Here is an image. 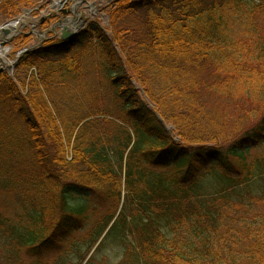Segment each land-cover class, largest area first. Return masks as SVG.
<instances>
[{"label":"trees","instance_id":"trees-1","mask_svg":"<svg viewBox=\"0 0 264 264\" xmlns=\"http://www.w3.org/2000/svg\"><path fill=\"white\" fill-rule=\"evenodd\" d=\"M113 1L0 74V264H264V0Z\"/></svg>","mask_w":264,"mask_h":264},{"label":"rangeland","instance_id":"rangeland-1","mask_svg":"<svg viewBox=\"0 0 264 264\" xmlns=\"http://www.w3.org/2000/svg\"><path fill=\"white\" fill-rule=\"evenodd\" d=\"M72 0H33V5L26 7L25 9L22 10L20 14H18L15 18H7L4 17L0 13V29L2 28L3 25H5L8 22H14L16 19H21V23L16 25V29L18 33H16L15 36H13L11 39H7L5 35L0 33V51H6L5 57H3L5 63L7 64L4 67V70H6V74L12 75L11 77H15V73L11 74L12 69H10V62L17 61L18 54L21 52L25 51L28 48H31L30 46L36 45L40 40L35 36V32L37 33H45L46 32V27H42V21L48 20L49 16L51 15H57L60 14L64 18H67L64 14L63 11H68L71 4H74L71 2ZM105 1H112V0H105ZM56 2L57 4H55ZM79 5L77 6L78 12L81 11L82 9H85V7L89 8L90 6H95V14L90 15V21H95L100 24L101 27H103L106 31H110V22H109V13H108V7L104 8L103 6L101 9V0H79ZM55 4V10L54 13H50L49 8L50 5ZM26 11H29L30 14H27ZM52 12V11H51ZM69 18V14H68ZM52 20V19H51ZM31 21V22H30ZM32 23V24H31ZM23 25V26H22ZM34 26H37L35 29L33 28ZM71 30L72 29V26ZM70 29V28H69ZM12 32V30H11ZM68 33L67 29H64L61 25V27L56 29V35H53L51 33L47 34L46 37L44 38L45 40H48L49 38H60V36H66ZM28 37V38H27ZM6 38V39H4ZM27 38V39H26ZM43 42V44H44ZM8 49V50H7ZM5 53V52H2ZM25 55H23L21 58H23ZM21 58H18L19 62ZM17 67V66H16ZM15 67V68H16ZM111 116H116V114L111 113ZM96 120H98L99 124L97 125L100 128H105L106 130H111V127L107 124L105 119L103 117H96L94 120H92L88 125L80 126L78 130L80 129H85L86 127L89 128H95L96 126ZM94 124H93V123ZM112 131V130H111ZM77 134V132L74 134ZM0 212L3 213L5 216H14L17 215V209H16V198L15 195L13 194L12 196L5 194V192H0ZM102 253L99 256V259L102 260V258L107 257L108 259L111 260H117L121 253L119 252L118 248L114 245L106 244L102 248Z\"/></svg>","mask_w":264,"mask_h":264},{"label":"water","instance_id":"water-1","mask_svg":"<svg viewBox=\"0 0 264 264\" xmlns=\"http://www.w3.org/2000/svg\"><path fill=\"white\" fill-rule=\"evenodd\" d=\"M85 18H86V16L84 15V16H83V19L85 20ZM3 31H4L5 35H6V34H9V30H8V29H6V30L3 29ZM35 49H36V48H34V47L28 48L27 50L21 52V53L19 54V57H20L21 55L26 54V53H28V52H30V51H32V50H35Z\"/></svg>","mask_w":264,"mask_h":264},{"label":"bare ground","instance_id":"bare-ground-1","mask_svg":"<svg viewBox=\"0 0 264 264\" xmlns=\"http://www.w3.org/2000/svg\"><path fill=\"white\" fill-rule=\"evenodd\" d=\"M18 23L19 22H17V21H16V23H13L14 26L12 25V27H13V30H12L13 32L12 33H15L17 31L15 29H16V25H18ZM2 52H5V53H2ZM2 52L0 51V59H2L3 57H5V54H6V51H2Z\"/></svg>","mask_w":264,"mask_h":264},{"label":"flooded vegetation","instance_id":"flooded-vegetation-1","mask_svg":"<svg viewBox=\"0 0 264 264\" xmlns=\"http://www.w3.org/2000/svg\"><path fill=\"white\" fill-rule=\"evenodd\" d=\"M61 19H62V16L59 15V18H58L57 22L61 21Z\"/></svg>","mask_w":264,"mask_h":264}]
</instances>
